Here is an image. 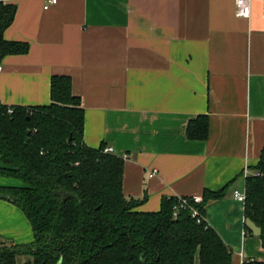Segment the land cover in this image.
Returning <instances> with one entry per match:
<instances>
[{"label":"crops","instance_id":"1","mask_svg":"<svg viewBox=\"0 0 264 264\" xmlns=\"http://www.w3.org/2000/svg\"><path fill=\"white\" fill-rule=\"evenodd\" d=\"M4 1L17 7L4 39L28 43L29 52L2 61L0 103L49 105L51 78L69 76L85 111V143L124 160L123 193L145 199L139 211L227 187L207 205L206 221L233 264L264 263L234 198L264 149L263 0H252L250 19L235 16V0H57L47 10L49 0ZM202 115L208 139L189 140V122ZM24 186L0 176V189ZM2 196L0 238L33 243L28 219Z\"/></svg>","mask_w":264,"mask_h":264},{"label":"trees","instance_id":"2","mask_svg":"<svg viewBox=\"0 0 264 264\" xmlns=\"http://www.w3.org/2000/svg\"><path fill=\"white\" fill-rule=\"evenodd\" d=\"M16 12L0 0V64L29 52L28 43L4 39ZM50 97L45 106L0 103V176L25 183L0 194L34 233L29 245L0 238V264H17L19 255L31 256L33 264H233L232 250L206 221L207 205L223 199L227 187L204 192L200 224L190 210L174 217L178 198H163L157 212L139 211L145 199L123 193L124 160L104 153V145L85 143V111L72 79L53 76ZM209 127V117L198 116L188 124V139L206 141ZM254 171L245 181L244 213L261 229L264 249V149Z\"/></svg>","mask_w":264,"mask_h":264},{"label":"built area","instance_id":"3","mask_svg":"<svg viewBox=\"0 0 264 264\" xmlns=\"http://www.w3.org/2000/svg\"><path fill=\"white\" fill-rule=\"evenodd\" d=\"M262 13L264 14V0L262 1ZM57 4V0H49L48 4L44 7L47 10L51 5ZM252 14V0H235V16L241 19H250ZM3 71V67L0 64V74ZM104 153L113 154V149L105 148ZM127 159V156L124 157ZM157 174V171L154 170L150 177H154ZM245 176H248L247 172H245ZM234 198L241 202L245 203L246 201V192H238L234 193ZM178 205L174 207V217L177 218L180 214L181 210H190L192 217L197 220V223L200 224L205 218L200 214L197 205H200L203 202V197L193 196V197H181L178 198ZM254 262L253 260L247 261ZM246 263V261H244ZM243 263V264H244Z\"/></svg>","mask_w":264,"mask_h":264},{"label":"water","instance_id":"4","mask_svg":"<svg viewBox=\"0 0 264 264\" xmlns=\"http://www.w3.org/2000/svg\"><path fill=\"white\" fill-rule=\"evenodd\" d=\"M4 199L10 201L11 199L7 196H2ZM246 227L252 232V234L256 237H260L261 229L250 219L246 220Z\"/></svg>","mask_w":264,"mask_h":264}]
</instances>
